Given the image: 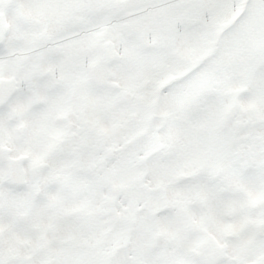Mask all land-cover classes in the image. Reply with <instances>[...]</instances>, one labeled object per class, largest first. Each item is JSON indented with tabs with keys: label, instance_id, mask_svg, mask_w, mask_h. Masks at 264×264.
I'll return each instance as SVG.
<instances>
[{
	"label": "snow or ice",
	"instance_id": "obj_1",
	"mask_svg": "<svg viewBox=\"0 0 264 264\" xmlns=\"http://www.w3.org/2000/svg\"><path fill=\"white\" fill-rule=\"evenodd\" d=\"M0 264H264V0H0Z\"/></svg>",
	"mask_w": 264,
	"mask_h": 264
}]
</instances>
